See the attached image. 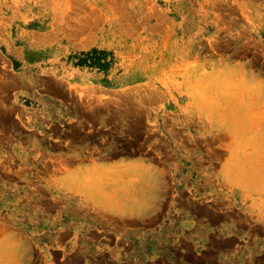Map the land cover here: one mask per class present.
Segmentation results:
<instances>
[{"label": "rangeland", "instance_id": "obj_1", "mask_svg": "<svg viewBox=\"0 0 264 264\" xmlns=\"http://www.w3.org/2000/svg\"><path fill=\"white\" fill-rule=\"evenodd\" d=\"M247 262L264 0H0V264Z\"/></svg>", "mask_w": 264, "mask_h": 264}, {"label": "crops", "instance_id": "obj_2", "mask_svg": "<svg viewBox=\"0 0 264 264\" xmlns=\"http://www.w3.org/2000/svg\"><path fill=\"white\" fill-rule=\"evenodd\" d=\"M139 164H140V160H138L137 157L135 156V157H131L130 159H126V163L121 165V166H122L123 171L126 172V170H128L130 168L140 166ZM136 204H141V200H140V202H138V200H136L134 202V205H136ZM106 210L107 209L105 208V211ZM138 216H139L138 209L133 211V213H130V211H129V212L123 214L124 218H133L134 220H137ZM190 222L191 221L188 218L182 217L180 220H178V229L180 231L182 230L184 232H186L188 230H192L194 227H192V224H190ZM238 249H239L238 246L235 247V252H237ZM247 264H254V263L247 262ZM258 264H261V263H258Z\"/></svg>", "mask_w": 264, "mask_h": 264}]
</instances>
